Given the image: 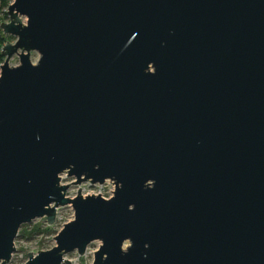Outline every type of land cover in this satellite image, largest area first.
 Segmentation results:
<instances>
[{"label":"water","instance_id":"water-1","mask_svg":"<svg viewBox=\"0 0 264 264\" xmlns=\"http://www.w3.org/2000/svg\"><path fill=\"white\" fill-rule=\"evenodd\" d=\"M13 2L0 264L67 205L56 246L26 264H71L96 240L94 264H264V0ZM65 172L114 196L71 198Z\"/></svg>","mask_w":264,"mask_h":264},{"label":"rangeland","instance_id":"rangeland-1","mask_svg":"<svg viewBox=\"0 0 264 264\" xmlns=\"http://www.w3.org/2000/svg\"><path fill=\"white\" fill-rule=\"evenodd\" d=\"M14 3V2H13ZM26 22V19H23ZM9 39V38H8ZM14 40V38H13ZM12 39L7 40L13 41ZM6 44V43H5ZM4 44V45H5ZM0 42V53H2V48L4 46ZM3 61H0L1 64L5 62V56ZM40 55L38 52L32 53V60L34 63H37ZM11 66H17L20 64V59L17 55H14L10 60ZM1 74V73H0ZM62 184L69 185L70 188L68 190V196L71 198L76 197L79 194V190L81 188V194L83 196L89 195H98L105 198H111L114 196L113 191L116 190V184L113 180L108 179L104 184H92L91 182H83L81 184L73 183L76 179L70 177L67 172L61 175ZM73 183V184H71ZM59 218L55 222L54 225H48L46 221H42L40 218L33 220L32 222L23 225L26 227L30 235L18 236L15 240V246L17 247V252L13 255L11 260L7 264H26L29 259V253L33 252V254H38L40 251L50 250L56 246V237L59 232L64 228L65 224L74 220L75 212L71 205H67L65 207H61L59 210ZM48 228V229H47ZM35 229H39V231H35ZM41 229V230H40ZM130 242L126 241L124 247L127 248ZM102 242L100 240H96L92 242L86 252L80 255L77 251L69 253L67 258L71 261V264H94L95 261V251H97Z\"/></svg>","mask_w":264,"mask_h":264},{"label":"built area","instance_id":"built-area-1","mask_svg":"<svg viewBox=\"0 0 264 264\" xmlns=\"http://www.w3.org/2000/svg\"><path fill=\"white\" fill-rule=\"evenodd\" d=\"M13 1L14 0H0V31L2 33H4V32H3V29L1 27V23L2 22H5V21H9L10 15H9V12L8 11H9V6L13 3ZM1 65L2 64L0 63V73H1ZM87 182H90V181H87ZM87 182H85V183H87ZM58 218H59V212H57V220H58Z\"/></svg>","mask_w":264,"mask_h":264},{"label":"trees","instance_id":"trees-1","mask_svg":"<svg viewBox=\"0 0 264 264\" xmlns=\"http://www.w3.org/2000/svg\"><path fill=\"white\" fill-rule=\"evenodd\" d=\"M9 38V39H8ZM10 39H12L13 40V37L12 36H10V35H7V34H4V33H2L1 31H0V42L4 45L6 42H7V40H10ZM4 55L2 54V53H0V61H3L4 60V57H3ZM1 63V62H0ZM48 229V228H47ZM41 230V229H40ZM35 231H39V229H35ZM31 234V232H29L28 230H27V228L25 227L24 228V226H22V228L20 229V232H19V236H25V235H30Z\"/></svg>","mask_w":264,"mask_h":264}]
</instances>
